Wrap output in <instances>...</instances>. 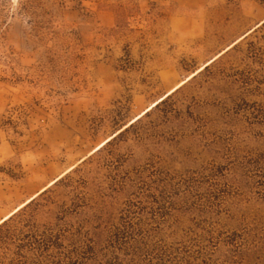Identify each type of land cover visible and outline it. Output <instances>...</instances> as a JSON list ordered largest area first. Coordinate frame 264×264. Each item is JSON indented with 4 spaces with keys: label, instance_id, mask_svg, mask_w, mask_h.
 <instances>
[{
    "label": "rangeland",
    "instance_id": "obj_1",
    "mask_svg": "<svg viewBox=\"0 0 264 264\" xmlns=\"http://www.w3.org/2000/svg\"><path fill=\"white\" fill-rule=\"evenodd\" d=\"M263 20L264 0H0V219L77 165L36 218L61 245L29 264H264V29L88 156Z\"/></svg>",
    "mask_w": 264,
    "mask_h": 264
},
{
    "label": "trees",
    "instance_id": "obj_2",
    "mask_svg": "<svg viewBox=\"0 0 264 264\" xmlns=\"http://www.w3.org/2000/svg\"><path fill=\"white\" fill-rule=\"evenodd\" d=\"M263 29L264 22L260 26L252 30V32H258L259 30ZM249 34H245L243 39L247 38ZM238 43L233 45L229 50H227L224 54H222L211 64L217 62L223 55L227 54L229 51L234 49ZM211 64L206 66L204 70L195 75L191 80L197 78L205 70H208ZM180 89L181 87L176 92H178ZM176 92L168 96L154 109H157L160 106L166 104L169 100L172 99ZM148 114L149 112L146 113L145 116H147ZM143 117L136 120L128 127L122 129L107 144H110L112 141L116 140L122 134L127 132L131 127L134 126V124L141 122ZM102 148H100L98 151H101ZM62 178L58 180L54 185L46 189L44 192L39 194L25 207H23L21 210H19L12 217H10L8 220H6L0 225V264H29V256L27 255L28 252L32 253L33 255H37V253L38 255L39 253L44 254L45 252H48L51 249H57L58 246L61 245V238L59 234H54L53 231L42 232L36 222V218L39 214L43 212H53V209L49 207V205L53 204L52 193L54 190L52 188L56 186L59 182H61Z\"/></svg>",
    "mask_w": 264,
    "mask_h": 264
},
{
    "label": "bare ground",
    "instance_id": "obj_3",
    "mask_svg": "<svg viewBox=\"0 0 264 264\" xmlns=\"http://www.w3.org/2000/svg\"><path fill=\"white\" fill-rule=\"evenodd\" d=\"M264 22V20L257 25L260 26L262 23ZM251 31H249L247 34H249ZM243 37H241L239 40H237L235 43H233L231 46L227 47L225 50H223L222 52H220L219 54H217L216 56H214L212 59H210L208 62H206L203 66H201L197 71H195L194 73H192L191 75H189L185 80H183L182 82H180L179 84H177L176 86H174L170 91H168L164 96H162L161 98H159L157 101L151 103L147 108H145L140 114H138L130 123H134L136 120L140 119L141 117L145 116L146 113L152 111L159 103H161L163 100H165L168 96H170L171 94H173L174 92H176L180 87H182L184 84H186L189 80H191L195 75H197L199 72H201L202 70H204V68L208 65H210L213 61H215L216 59H218L222 54H224L227 50H229L233 45H235L236 43H238L241 39H243ZM130 125V124H129ZM128 127L125 126V128ZM121 131V130H120ZM120 131H118L116 134H114L113 136H110L109 138L105 139L101 144H99L98 146H96L95 149H93L89 154H93L96 151H98L100 148L104 147L110 140H112L114 138V136H116ZM88 156L82 158L80 162L84 161ZM77 165H73L70 168H68L66 171H64L62 174H60L58 177H56L54 180H52L51 182H49L45 187H43L40 191H38L37 193H35L33 196H31L30 198H28L26 201H24L23 203H21L20 205H18L14 210H12L11 212H9L7 215H5L2 219H0V225L2 223H4L6 220H8L10 217H12L15 213H17L19 210H21L23 207H25L28 203H30L34 198H36L39 194H41L42 192H44L46 189H48L49 187H51L52 185H54L58 180H60L62 177H64L68 172H70L72 169H74Z\"/></svg>",
    "mask_w": 264,
    "mask_h": 264
}]
</instances>
